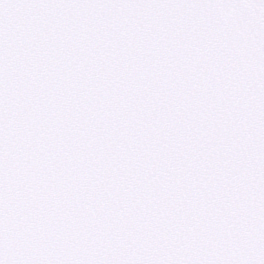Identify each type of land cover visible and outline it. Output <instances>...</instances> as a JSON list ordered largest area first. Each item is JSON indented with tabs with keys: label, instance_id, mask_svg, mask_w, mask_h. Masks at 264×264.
I'll return each instance as SVG.
<instances>
[{
	"label": "snow or ice",
	"instance_id": "1",
	"mask_svg": "<svg viewBox=\"0 0 264 264\" xmlns=\"http://www.w3.org/2000/svg\"><path fill=\"white\" fill-rule=\"evenodd\" d=\"M0 264H264V0H0Z\"/></svg>",
	"mask_w": 264,
	"mask_h": 264
}]
</instances>
